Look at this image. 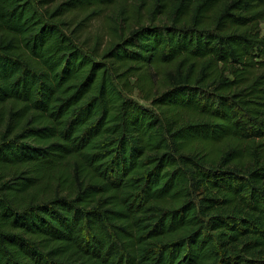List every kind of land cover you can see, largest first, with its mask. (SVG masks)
Returning a JSON list of instances; mask_svg holds the SVG:
<instances>
[{
  "label": "trees",
  "instance_id": "obj_1",
  "mask_svg": "<svg viewBox=\"0 0 264 264\" xmlns=\"http://www.w3.org/2000/svg\"><path fill=\"white\" fill-rule=\"evenodd\" d=\"M115 1L0 0V264H264V0Z\"/></svg>",
  "mask_w": 264,
  "mask_h": 264
},
{
  "label": "rangeland",
  "instance_id": "obj_2",
  "mask_svg": "<svg viewBox=\"0 0 264 264\" xmlns=\"http://www.w3.org/2000/svg\"><path fill=\"white\" fill-rule=\"evenodd\" d=\"M76 13L73 19H68L70 21L68 29L77 35L81 45L98 46L101 50L140 24L159 23L164 20L161 12L151 11L150 0H116L98 13L92 12L91 9ZM132 96L144 102L138 90H135ZM44 189L52 194L57 189L56 183L51 182Z\"/></svg>",
  "mask_w": 264,
  "mask_h": 264
}]
</instances>
